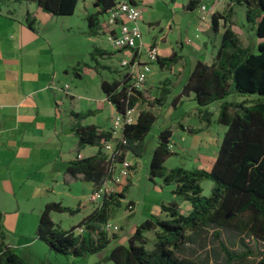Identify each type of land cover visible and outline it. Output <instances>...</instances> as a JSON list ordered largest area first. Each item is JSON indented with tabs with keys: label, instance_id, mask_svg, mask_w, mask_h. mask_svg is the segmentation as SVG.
Instances as JSON below:
<instances>
[{
	"label": "trees",
	"instance_id": "obj_1",
	"mask_svg": "<svg viewBox=\"0 0 264 264\" xmlns=\"http://www.w3.org/2000/svg\"><path fill=\"white\" fill-rule=\"evenodd\" d=\"M3 1L0 0V3ZM13 1L33 2L45 12L59 16L73 14L78 3V0ZM230 1L245 6L247 24H250L259 39L257 51L244 46L232 29L231 8L225 13H213L212 30L218 33L220 27H224L215 60L210 64L198 60L179 96L193 93L201 117L207 123H210L212 116L208 106L220 102L217 122L225 125L226 130L215 161L210 169L166 167L165 162L173 153L168 147L172 130L162 129L151 154L149 179L154 181L160 178L165 184H173L172 193L190 202L191 209L185 214L176 201L162 203L161 210L165 217L151 215L143 220L128 238L127 244L114 245L104 256L106 260L115 264H210L208 256L195 258L187 255L185 252L189 244L201 235L205 237L209 229L214 237L220 236L221 229H228L261 242L263 249L255 264H264V0ZM114 3L115 0H94L97 10L86 16L89 35L109 32L108 25L101 18ZM200 3L201 0H188L186 8L195 9ZM26 22L31 29H35V19L29 13ZM105 54L110 52L98 46L90 52V59L96 68L104 67L98 57ZM137 54L135 51L133 59ZM178 58L177 52H173L169 57H159L157 61L161 66L169 68ZM81 64L88 65L86 62ZM100 86L106 99L120 114H125L128 108L138 103L152 107L164 102V93L151 99L142 90L136 89L130 71L111 80L103 78ZM231 94L244 99H229ZM250 96L254 98L248 100L246 97ZM93 112L73 111L72 130L78 138L79 146L96 145L98 151L92 156L71 161L65 171L73 176L81 175L85 180L92 181L95 189H98L112 178L115 164L123 160L128 151L139 154L156 116L150 109L139 110L135 122L124 125L122 136L116 142L115 153L109 156L104 151V141L112 138L111 130H99L95 125L81 123L82 119ZM204 178L213 182L208 196L202 193L200 182ZM126 191L128 186L119 192L105 194L100 204L69 229L55 223L51 212L76 211L60 202H47L39 216L36 236L57 254L77 258L100 252L109 245L115 234L104 230L103 224L112 217L115 208L121 206ZM79 228L83 230L79 231ZM148 231L154 234L152 240L145 234ZM222 247L230 259L237 258L240 261L251 252L249 249L244 252L232 251L223 243ZM0 264H30L6 243L4 214L1 210Z\"/></svg>",
	"mask_w": 264,
	"mask_h": 264
},
{
	"label": "crops",
	"instance_id": "obj_2",
	"mask_svg": "<svg viewBox=\"0 0 264 264\" xmlns=\"http://www.w3.org/2000/svg\"><path fill=\"white\" fill-rule=\"evenodd\" d=\"M133 1L142 11L140 27L143 48L153 43L158 47L160 58L169 57L173 52H177L179 55L178 60L169 68L161 66L158 61L152 62L151 71L142 92L151 99L160 97L164 93L162 94L164 102H168L166 94H171L175 88L177 91L172 99V107L177 109L185 102L190 103V111L175 116L176 122L164 126L162 129L170 128L172 130L171 150L175 144L172 138L175 128H178L182 134L196 135L192 144L198 149L204 150L201 152L202 157L205 158L207 151L213 152L211 155H206L209 161L208 169H210L226 130L225 125L217 122L220 102H213L217 103V109L214 111L210 109L212 103L208 106L212 116L210 123H207L201 117L193 93L179 96L195 63L202 60L210 64L215 60L224 27L221 26L218 33L212 30V14L215 12L225 13L228 8H231V27L238 34L235 28V12L236 9H239L241 13L240 26L244 27L247 25L246 8L230 0H201L200 5L195 9H187V0L186 3H182L185 16L178 17L172 9L173 14H168L167 19L162 20L160 18L151 19L146 14L145 7L150 6L151 0ZM164 3H171L174 8L176 1L164 0ZM201 5L206 6L204 18L201 17ZM196 9H199L200 12L194 16L193 12ZM77 10L81 11L82 18L87 21V14L95 12L97 7L94 6V0H78L75 12ZM75 12L71 15L59 16L45 12L33 2L5 0L0 3V210L4 214V226H7L8 215L14 216L9 220L11 224L21 221L18 216L21 217L25 213L38 214L39 220L44 205L50 201L72 207L77 204L78 210L82 211L81 219L100 204V201L92 202L90 200V195L95 189V184L92 181L85 180L81 175H70L65 171L71 161L76 158L92 156L98 151L96 145L79 146L78 138L72 130L74 123L72 112L93 110L94 112L82 119L81 123L95 125L99 130H109L116 110L103 94L100 86L101 80L120 77L123 71L116 65V61L122 57L133 58L135 50L111 48L106 40V34L89 35L88 22L87 29L84 30L85 34L89 37H104L102 38L104 42L94 40L93 48L98 46L110 52V54L98 57L100 64L104 67L96 68L93 62H89L73 52L75 44L69 45L68 51L63 49V47H67L65 44H61L59 48L58 38L54 36L51 39L49 27L43 30L42 26L48 25L54 19H58L57 17L69 19ZM27 13L35 19V29L28 26ZM103 18H101L102 21ZM194 18L195 20H193ZM220 22L223 23V21ZM72 28L73 25L67 24L63 31L69 33ZM238 36L240 37L239 34ZM134 59L146 61L145 49L139 52ZM81 62H86L88 65H83ZM73 68L76 69L73 70ZM130 68L128 67L126 71H130ZM105 72L110 78L105 76ZM88 73L94 79L99 77L96 84L100 86V94L85 96L88 100V107L86 110H78L73 105L75 94H80L77 90V83ZM73 81H75L74 86L71 84ZM66 84L69 85L68 88H65ZM162 104L150 107L145 103H138L137 109L138 111L150 109L158 118V114L163 112ZM170 116L173 115L170 114ZM212 122L218 123L219 126L214 129ZM159 132L155 136V145L152 151L157 144ZM143 149L144 146L138 152L139 154H134L133 163L136 164V167ZM128 154L129 151L126 156ZM136 167L133 170V176ZM132 178L122 186H117L116 192H119L118 189L122 190L124 186H128L129 189V186L133 184ZM153 183L162 189L155 179ZM103 185L114 186L111 179L105 181ZM170 185H172L169 186L172 194L170 199L155 200L153 214L165 217V213L161 210V204L170 201H176L182 213L187 214L190 211V202L173 194L174 185ZM126 192L125 197L121 199L123 203L128 198ZM129 201H132L135 206L134 211L129 213V215H133L138 208L137 202L128 198L125 204ZM54 213L58 212H51L52 219ZM142 221L131 226L126 241L120 239L124 230L121 226L109 244L113 243V240L114 245L127 244L128 238ZM145 234L151 240L154 238L152 231ZM36 238L39 239L37 236ZM6 243L24 259L29 260L32 256L31 245H27L28 241L20 245H10L7 241ZM105 249L98 253H105V256L110 251L105 252Z\"/></svg>",
	"mask_w": 264,
	"mask_h": 264
},
{
	"label": "rangeland",
	"instance_id": "obj_3",
	"mask_svg": "<svg viewBox=\"0 0 264 264\" xmlns=\"http://www.w3.org/2000/svg\"><path fill=\"white\" fill-rule=\"evenodd\" d=\"M175 6L172 8V4L164 3V0H151L150 6H146V14L151 19H167V15L177 14V16H185V12L182 8V3H186L187 0H175ZM170 9V10H168ZM173 9V10H172ZM235 12V22H236V30L240 35L241 43L244 46H249L252 51H257V40L258 38L255 36L254 31H252V27L248 23L244 27L240 26L241 13L239 9H236ZM199 9H196L193 14L198 15ZM58 19H54L48 25H43V30L49 29L51 30L50 37L53 39L56 36L59 40V48L61 44H65L67 47H63L65 51L70 47L69 45L75 44L73 52L80 55L81 58L88 60L89 62H93L90 60L89 53L93 49L94 40H99L100 42L103 40L102 36L89 37L84 33V30L87 29V21L82 18L81 11L77 10L75 14L68 18L57 17ZM195 20V18L193 19ZM67 24L73 25L72 30L68 33L67 31H63L66 29ZM183 36L185 35L184 31L182 32ZM55 34V35H54ZM107 40V38H106ZM108 41V40H107ZM104 42V41H102ZM70 43V44H69ZM110 44V43H109ZM110 47L113 48L110 44ZM125 57H122L118 61H116V65L120 67V70L123 73L126 72V69L129 67L121 66V61ZM105 63V62H104ZM105 76L110 78L108 73H104ZM99 78V77H97ZM93 78L89 73L86 74L83 79L79 80L77 83V90L80 94H75V101H73V105L78 110H86L88 100L85 96L97 95L100 94V86L97 85V81L99 79ZM74 80V79H73ZM76 81V80H75ZM71 82L72 86L73 83ZM176 89L174 88L171 94H166L168 102H164L162 104L163 112L162 114H158L157 120H155L152 125L149 133L147 134L144 149L139 159V164L136 167V164L133 163L135 158V153L129 151V154L126 158L133 164L132 168L136 167V171L132 173V185L129 186L126 195L128 198H132L137 202V211L133 215H129V210L127 209V204L121 203V206L115 208V212L109 221L112 224L119 225L123 227V232L120 235V239L126 241L129 231L131 230V226L135 223H138L142 220H145L147 217L153 214V203L155 200H168L171 197L170 184H165L160 178H155V181L162 186V189L159 186H155L153 181L148 178L149 175V163L150 157L152 153V148L155 145V136L157 132L160 131L164 126H169L171 123L176 122L174 119L175 116L180 115L185 111H190V103L185 102L181 107L174 109L172 107V99L174 94L176 93ZM237 100H242L244 97H239V95L231 94L228 96L229 99L236 98ZM248 100H252L254 97H246ZM70 101V100H69ZM69 104V103H68ZM94 107V106H93ZM211 110L217 109V103H212L210 106ZM104 112V111H103ZM172 114L173 116H170ZM172 117V119H171ZM212 127L216 129L219 124L216 122H212ZM173 140H174V148L172 150V154L167 158L165 163L166 167L173 168L176 166H182L188 169H197V168H209V161L206 158V155H211L212 151H207L205 154V158L202 157L201 152L204 150L198 149L196 146L192 144V140L196 135L193 134H182L178 128L174 129ZM185 137V138H184ZM129 178V180L131 179ZM128 180V182H129ZM202 187V193L205 196L210 195L213 182L211 179L204 178L200 182ZM118 191H121L118 189ZM63 205V204H62ZM67 206V204H64ZM68 207L74 209L75 213H70L69 211L54 213L53 220L55 223L60 225L64 229H69L71 224H77L81 219L82 211L77 210L78 205L72 207L68 205ZM28 209V208H27ZM13 215L7 216V226H4L6 241L10 243V245H20L25 241H28L27 245H31L30 249L32 250V256L29 260H26L30 264H115L113 261L106 260L104 257L105 253H94L87 254L83 257H72L70 255H61L57 254L54 251H51L45 242L36 238V228L38 225V214L30 215L23 214V216H18L21 221L16 224H11L9 221L12 219ZM78 230V229H77ZM117 230L116 232H118ZM115 232V233H116ZM243 240V242H242ZM114 243V240H113ZM113 243L109 244L105 249V252L109 251ZM222 243L226 248L236 252H244L245 250H251L250 253L247 254L246 258L243 261L237 260V258H229L226 252L223 250ZM28 247V246H26ZM263 249V244L259 241H256L250 237H247L244 234H240L236 231H231L228 229H221L220 236L214 237L211 234V229H209L208 233L199 236L194 243L189 244L188 249L186 250V254L195 258L208 256L210 258V264H255L260 258L259 252Z\"/></svg>",
	"mask_w": 264,
	"mask_h": 264
},
{
	"label": "built area",
	"instance_id": "obj_4",
	"mask_svg": "<svg viewBox=\"0 0 264 264\" xmlns=\"http://www.w3.org/2000/svg\"><path fill=\"white\" fill-rule=\"evenodd\" d=\"M201 17H205L206 6L201 5ZM142 18L141 8L134 3L133 0H115L114 5L108 10L104 16L103 22L108 25L109 32L106 33V38L113 49L116 50H135L137 53L145 49L146 61H139L133 58H124L121 61V66L129 65L132 73V84L138 89L142 90L146 82L147 76L151 71V63L156 62L159 58V50L156 44H149L143 48L142 45V31L140 21ZM69 85L66 84L65 88ZM138 115L137 106L127 109L125 114L117 113L113 117L112 125L110 127L112 138L104 141V151L111 156L115 153L116 142L122 136V130L125 124L135 122ZM168 147L171 149L172 144ZM118 152V151H116ZM133 164L125 157L123 160L115 164L113 175L111 178L114 186L108 187L102 185L98 189H94L90 195L92 202H99L105 194L112 191H117V186H122L129 180L133 173ZM127 209L133 212L135 209L134 203H128ZM103 229L112 234L119 230V225L112 224L109 220L103 224ZM83 228H79L82 231Z\"/></svg>",
	"mask_w": 264,
	"mask_h": 264
}]
</instances>
